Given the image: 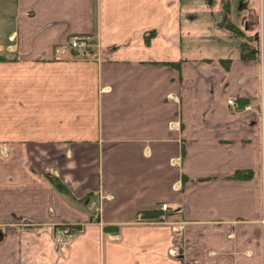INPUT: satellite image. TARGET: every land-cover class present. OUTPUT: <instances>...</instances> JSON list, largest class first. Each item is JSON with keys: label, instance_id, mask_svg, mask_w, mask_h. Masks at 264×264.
Masks as SVG:
<instances>
[{"label": "crops", "instance_id": "obj_1", "mask_svg": "<svg viewBox=\"0 0 264 264\" xmlns=\"http://www.w3.org/2000/svg\"><path fill=\"white\" fill-rule=\"evenodd\" d=\"M233 14L251 54L224 0H0V264H264V0Z\"/></svg>", "mask_w": 264, "mask_h": 264}, {"label": "built area", "instance_id": "obj_2", "mask_svg": "<svg viewBox=\"0 0 264 264\" xmlns=\"http://www.w3.org/2000/svg\"><path fill=\"white\" fill-rule=\"evenodd\" d=\"M95 45L94 40H90L87 36L74 34L71 35L65 42H62L54 47V54L56 58L65 56L71 50H80V51H91ZM228 104L237 108L239 103L237 102L236 98L230 97L228 99ZM244 109L248 110L251 109V104H245ZM261 115L264 120V104L261 108ZM163 214H161L160 218L156 220L165 221L166 214L165 211H168L169 204L163 203L161 206ZM96 218L100 217V208L96 209L95 214L93 215ZM138 219L141 221L143 220H151L150 218H145L143 213H140ZM83 228L81 226H77L70 223H62L58 224L54 227V238L58 245L61 247H65L70 244V242L74 239L75 235L82 231Z\"/></svg>", "mask_w": 264, "mask_h": 264}, {"label": "trees", "instance_id": "obj_3", "mask_svg": "<svg viewBox=\"0 0 264 264\" xmlns=\"http://www.w3.org/2000/svg\"><path fill=\"white\" fill-rule=\"evenodd\" d=\"M224 7H225V24L228 22V18H229V9H230V0H224ZM227 28H229L231 31H233L235 34L242 36V37H246V33H244V31L238 29L236 26H234L233 24L227 25ZM88 37V36H87ZM251 38H255L254 36H248ZM254 40V39H253ZM255 40H258V36L255 38ZM247 46H248V42H241V47L244 51H247ZM236 177H248V176H252V172L248 171V172H243V171H239L235 174ZM47 177L50 179V181L53 183V185L60 190L61 192H64L66 194H69L70 191L68 189V187L66 186V184L64 182H62L59 178L51 175V174H47ZM146 217L148 218H160L161 216V212L158 210H154V211H149L146 214H144Z\"/></svg>", "mask_w": 264, "mask_h": 264}, {"label": "rangeland", "instance_id": "obj_4", "mask_svg": "<svg viewBox=\"0 0 264 264\" xmlns=\"http://www.w3.org/2000/svg\"><path fill=\"white\" fill-rule=\"evenodd\" d=\"M251 4L255 7V9H256V14H258L259 15V12H260V0H251ZM234 21V20H239V17H237V14L235 15V14H233V15H231V18L229 17L228 18V22L225 24V18H224V25L227 27V25H229V23L230 24H233L234 26H236L238 29H240V30H242V31H244L243 30V28L242 27H240V26H238L236 23H234L232 20ZM231 32H233V31H231ZM234 33V32H233ZM244 33H246L245 31H244ZM246 35V37H242V36H239V35H237L236 34V37H238L239 39H241V42H248V46H247V51L251 54V50H253L254 48H256V41H255V38L258 36V39H260V34H259V31L258 32H256V34H255V38H251V37H248L247 36V34H245ZM254 39V40H253ZM262 46V45H261ZM78 51H80V50H78ZM94 214H95V212H94ZM93 214V215H94ZM161 221V220H160Z\"/></svg>", "mask_w": 264, "mask_h": 264}]
</instances>
